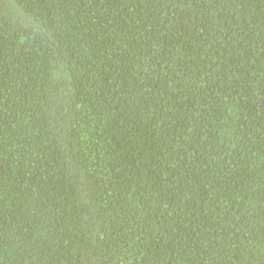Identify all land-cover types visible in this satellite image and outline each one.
<instances>
[{
	"label": "trees",
	"instance_id": "1",
	"mask_svg": "<svg viewBox=\"0 0 264 264\" xmlns=\"http://www.w3.org/2000/svg\"><path fill=\"white\" fill-rule=\"evenodd\" d=\"M0 264H264V0H0Z\"/></svg>",
	"mask_w": 264,
	"mask_h": 264
}]
</instances>
